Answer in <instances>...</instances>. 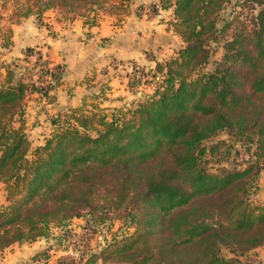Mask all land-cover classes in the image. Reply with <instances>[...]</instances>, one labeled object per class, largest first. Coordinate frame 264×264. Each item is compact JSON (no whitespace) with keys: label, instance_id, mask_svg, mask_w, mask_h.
Returning <instances> with one entry per match:
<instances>
[{"label":"trees","instance_id":"1","mask_svg":"<svg viewBox=\"0 0 264 264\" xmlns=\"http://www.w3.org/2000/svg\"><path fill=\"white\" fill-rule=\"evenodd\" d=\"M136 1L13 0L11 19L40 20L52 10L76 15L92 28L98 10H123ZM233 1L149 3L171 10L173 33L183 44L175 59L155 64L151 80L160 75L162 81H154V94L109 117L101 111L85 115L88 105L56 114L54 131L33 151L24 103L29 94L51 98L16 76L18 63L3 67L0 183L6 184L9 204L0 209V252L16 243L47 242L50 224L63 232L85 211L115 210L124 213L127 228L135 226L134 239L113 253L124 264H251L250 254L264 246V205L249 199L264 167V0H237L258 11L250 28L231 32L232 22L220 13ZM0 34L7 48L9 34L1 28ZM211 44L220 46L222 57L205 71ZM32 55L27 50L25 59ZM57 68L44 73L50 74V89L61 79ZM221 133L245 138L251 160L244 169L207 171L208 157L219 146L203 144ZM64 240L58 236L57 249ZM52 248L33 260L47 264ZM61 258L54 264H75Z\"/></svg>","mask_w":264,"mask_h":264},{"label":"rangeland","instance_id":"2","mask_svg":"<svg viewBox=\"0 0 264 264\" xmlns=\"http://www.w3.org/2000/svg\"><path fill=\"white\" fill-rule=\"evenodd\" d=\"M2 1L5 5L4 8L0 7L1 14L4 13L3 10L7 9V5L14 6L12 4L13 0H0V6L2 5ZM20 1L21 3L24 2V0ZM138 1L139 0H137L135 4ZM151 3L158 5L159 2L158 0H154ZM131 6H134V4ZM130 11H134V9L127 8L115 11L98 10L95 14V21L97 23L99 20L102 21V19L105 20L106 18H111L113 21H115L114 23L117 24V26H122V24L119 25L123 19L122 17L127 16ZM156 11L158 14L155 13ZM256 11H258V8L255 6L249 10L248 8H245L244 5H241L239 2H237V0H234L233 2L224 6L222 12L220 13V19L227 22H232L228 31H238L241 29V27H243V25H246L247 28H250V18L256 13ZM135 12L140 16H145V18L157 16L160 22L165 21L169 27L168 29L165 25H163V28H161L162 30L166 28L165 31H173V18L171 10L162 11L158 8L156 9L155 7H152L151 5L149 6L148 4L146 6H140L135 10ZM58 13L61 18H75L74 15H67L61 12ZM219 25H221V23H219ZM177 38L179 40H174L175 42H173L172 39L165 41V44H162L161 47L159 46L157 49L158 51L146 52L145 57L148 60V63L145 62L144 64H141V66L134 64L132 66L122 65L127 69H123L121 76L119 75L117 77L115 85H119V88L114 91L120 90L122 92V89H124L125 93L122 92L121 94H114V91L109 93L111 88L107 83L103 84V87L100 90L101 96L99 98V94H97L95 96H91L89 100L84 101L85 105H88L89 107L83 108V113L85 115H90L91 113L98 114L99 111H101L103 114L109 117L115 111L117 112V110H120V112H124L133 108L147 97L153 95L155 91L154 81L158 84H160L162 81L160 75H156L155 78L152 77L153 81L151 80V75H153V72H155V64H162L177 57V51L183 47L179 36H177ZM167 42H170L167 46L171 45V48H167L165 46ZM0 45H2L1 37ZM211 52L210 64L205 68V71H213L215 67L214 64L219 62L222 57V50L218 45L211 44ZM114 64L115 63L112 61L110 65L113 67ZM43 66L46 70H50V74L56 73V71H53L54 69L52 67L47 68V66L41 63V61L38 63L33 62L32 60L27 64L19 63L18 71L15 72L16 76L22 79L25 83L33 84L35 88L41 90V92L46 91L47 95L49 96L52 81L49 80V73L47 74L48 77L44 75L46 70L41 69ZM100 81L102 80H99V82ZM138 81H140V84ZM157 83L155 85H158ZM111 87L114 88L113 85ZM126 87L129 89V93L125 90ZM96 91L97 90L94 92ZM34 97L36 100L41 96L38 94H29L24 103L25 114L27 115V118L25 119L28 120L25 122V133L28 140L30 141V151H33L34 148L43 145L45 139L50 136L52 131H54V128L51 126L53 114L47 113L45 108L37 106L36 101L31 100L34 99ZM30 100L32 101V105L30 104L31 106L29 105ZM66 112L67 111L63 113ZM125 118H128V115H126ZM13 126H17V124L13 123ZM216 144L219 146L217 155L213 158L208 157V163L206 164V168L208 169L207 171L209 173H219L222 170L228 171L234 169L235 166L237 169L241 170L244 169L249 160H251L246 150L248 144L245 141V138L238 139L227 133H221L214 139L205 142L203 146L208 148L209 146H214ZM226 153L229 155L228 158L225 156ZM224 156L227 159H225ZM28 158H31L30 155ZM257 175L258 176L254 179L256 186H253L251 189H249V199L256 205H264V198H262L260 192V187L264 182L263 165L259 166ZM6 192V184L0 183L1 210L2 208L7 207L9 204L6 200ZM98 203L99 205H102L103 201L99 200ZM122 216H124V213L115 210H97V212L94 214L85 211L81 213V217L70 220L66 226L67 230L63 232H61V227H56V224H50L49 233L52 235L49 238L50 240L46 242L47 245L42 251H45L49 246H51L53 247V250H50L49 253L53 255V257H63L73 261L75 264H124L118 257H115L113 253L116 251V249H119L121 245L130 242L131 239H134V237L131 236L135 231V226L133 225L132 227L127 228L129 227L128 223L125 224V221L120 218ZM58 236L65 239L62 243V247H64L62 250L57 249L56 247ZM67 236H70L68 241L66 240ZM49 253L48 257L49 260H51L52 257ZM38 254L35 256H38ZM224 254L229 256L225 250ZM40 259L42 258H36V260ZM88 259L91 261L93 260V262L88 263Z\"/></svg>","mask_w":264,"mask_h":264},{"label":"crops","instance_id":"3","mask_svg":"<svg viewBox=\"0 0 264 264\" xmlns=\"http://www.w3.org/2000/svg\"><path fill=\"white\" fill-rule=\"evenodd\" d=\"M153 1L139 0L131 6L130 9L133 8L134 11H130L123 19L120 18L122 21L119 25L122 26H117L113 19L110 18L111 21L106 18L99 20L92 28L84 25V20L76 15L75 18L65 19L52 10L45 12L40 20L29 15L14 22L11 17L17 7L7 5L0 19L1 30L9 34V46L3 48L0 45V83L5 76L3 67L12 62L18 63V67L19 63L31 62L29 58L25 59L26 51L30 50L47 67H58L62 75L49 92L51 102H46L43 97L31 99L36 101L37 106L45 108L47 113H52L53 117L82 107L85 105L84 101L91 96L99 94V98L103 84L107 83L111 88L109 93L113 92L119 88V85H115L117 77L121 76L123 69H127L122 65L141 66L148 63L146 52L158 51L159 46L170 39L173 42L179 40L173 31H165L166 28L169 29L165 21L160 22L157 16L145 18L135 12L138 6H146ZM163 25L166 26L164 30L161 29ZM169 43L165 45L167 48H171V45L167 46ZM112 61L115 63L113 67L110 65ZM125 90L129 93L127 87ZM122 92L125 93L124 89ZM122 92L117 90L114 94ZM30 101L29 105H32ZM46 245L42 240L14 244L0 252V264H45L33 258ZM50 256L52 258L47 264H54L58 258ZM250 259L251 264H264V246L255 249L250 254Z\"/></svg>","mask_w":264,"mask_h":264},{"label":"built area","instance_id":"4","mask_svg":"<svg viewBox=\"0 0 264 264\" xmlns=\"http://www.w3.org/2000/svg\"><path fill=\"white\" fill-rule=\"evenodd\" d=\"M28 58H29V60H32L33 62H38V63L40 62V60L35 59V57H34L33 55H32V56H29ZM35 60H37V61H35ZM41 63H43V62H41ZM43 64H44V63H43ZM47 68H48V67H47ZM41 69H42V70H46L44 66L41 67ZM46 72H50V70L47 69ZM46 72H45V73H46ZM46 77H47V76H46Z\"/></svg>","mask_w":264,"mask_h":264},{"label":"water","instance_id":"5","mask_svg":"<svg viewBox=\"0 0 264 264\" xmlns=\"http://www.w3.org/2000/svg\"><path fill=\"white\" fill-rule=\"evenodd\" d=\"M63 78H66V77H63ZM260 192H261L262 198H264V182L262 183L260 187Z\"/></svg>","mask_w":264,"mask_h":264}]
</instances>
